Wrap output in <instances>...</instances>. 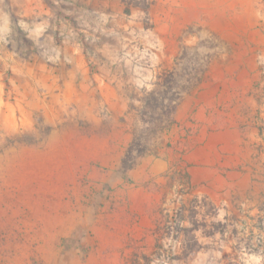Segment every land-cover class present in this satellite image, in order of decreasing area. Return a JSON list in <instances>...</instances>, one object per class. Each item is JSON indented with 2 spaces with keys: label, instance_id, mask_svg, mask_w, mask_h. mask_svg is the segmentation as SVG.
Here are the masks:
<instances>
[{
  "label": "rangeland",
  "instance_id": "rangeland-1",
  "mask_svg": "<svg viewBox=\"0 0 264 264\" xmlns=\"http://www.w3.org/2000/svg\"><path fill=\"white\" fill-rule=\"evenodd\" d=\"M120 1L123 14L138 24L136 40L130 49L126 40L117 57L141 91L132 93L142 99L132 104L140 118L132 139L142 138L158 153L171 145L170 181L153 191L138 185L132 171L140 159L122 172L124 151L116 135L123 117L116 119L108 104L82 102L86 73L62 74L57 67L50 80L34 72L32 44L15 30L25 71L19 74L11 62L0 67V264H228V256L233 264H264V213L242 212L246 206L237 207L234 198L223 200L225 190L213 202L194 194L186 184L187 133L170 144L172 125L145 140L148 125L141 116L152 112L144 103L163 74H171L172 92L182 98L218 69L242 81L236 77L240 70L231 67L250 66V54L256 55L253 67L262 69L254 82L264 114V0ZM92 12L96 23L98 14ZM81 43L80 64L94 72L96 42L84 37ZM200 76L196 87L181 90ZM97 96L94 90L92 97Z\"/></svg>",
  "mask_w": 264,
  "mask_h": 264
},
{
  "label": "crops",
  "instance_id": "crops-1",
  "mask_svg": "<svg viewBox=\"0 0 264 264\" xmlns=\"http://www.w3.org/2000/svg\"><path fill=\"white\" fill-rule=\"evenodd\" d=\"M121 6L120 0H0V67L11 62L16 72L24 74L25 54L14 37V31L19 29L26 33L24 37L32 44L29 55L33 57L31 69L34 72L43 73V77L50 80L57 67L62 74L68 70L86 73L80 82L81 100L86 104H108L116 119L123 117L116 140L125 152L132 141L131 129H135L140 120L137 108L132 104L140 103L142 99L132 95L141 91L137 89L136 80L117 62L126 40L130 49L138 30L136 21L124 15ZM90 9L98 14L96 23L90 19ZM95 25L98 30L94 29ZM84 37H91L96 42L93 52L98 58L94 61L97 64L94 72L88 71L83 62L80 64L85 57L81 43ZM9 43L16 46L15 51L9 49ZM244 50L239 49L237 54L244 55ZM237 54L234 52V56ZM253 56L256 55L250 54L247 59L250 66L241 63L231 67V70H240L237 73L241 75L236 77L242 81L227 78L226 73L218 69L215 73L209 72L196 89L185 94L174 116L176 128L172 126L167 136L172 144L176 136L187 133L183 139L186 184L194 194L213 202L220 191L225 190L222 195H227L220 199L230 202L234 198L238 201L237 207L246 206V209H240L242 212L262 214L264 114L262 98L254 82V76L262 69L253 67ZM38 81L41 82V74ZM158 83L151 84L148 92ZM94 90L97 99L92 97ZM174 158L171 145L155 156L141 158L138 167L132 171L133 179L152 191L165 185L170 181L166 172L175 162ZM171 187L169 184L166 189L170 191ZM185 211V205L180 207L182 224L186 220L182 217ZM230 259L228 256V264H233Z\"/></svg>",
  "mask_w": 264,
  "mask_h": 264
},
{
  "label": "trees",
  "instance_id": "trees-1",
  "mask_svg": "<svg viewBox=\"0 0 264 264\" xmlns=\"http://www.w3.org/2000/svg\"><path fill=\"white\" fill-rule=\"evenodd\" d=\"M201 76L203 71L200 72ZM197 79L196 84L191 87H182V91H189L196 87L201 80ZM171 74L161 76L162 81L158 83V89H154L147 94V98L144 103V110L151 109L152 112L148 115L146 111H143L141 116L144 123L148 125V128L144 131V139L148 140L152 136L157 134V131L168 130L172 125L175 124V113L177 106L180 101L178 92H172L173 86L171 85ZM161 88H164L162 90ZM172 94V97H167L168 94ZM160 97V100L158 98ZM159 110L160 113H156ZM142 138H133L131 143L125 149V152L120 160L119 168L122 172L131 171L137 164V161L148 154L157 155V151H149L146 142L142 143Z\"/></svg>",
  "mask_w": 264,
  "mask_h": 264
}]
</instances>
